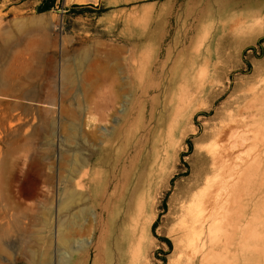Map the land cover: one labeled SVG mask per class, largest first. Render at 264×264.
<instances>
[{
	"label": "rangeland",
	"instance_id": "374dc122",
	"mask_svg": "<svg viewBox=\"0 0 264 264\" xmlns=\"http://www.w3.org/2000/svg\"><path fill=\"white\" fill-rule=\"evenodd\" d=\"M6 43L1 204L37 207L31 237L0 264H31L30 249L47 257L42 264H264V0H0ZM251 102L259 175L227 213L248 224L242 255L220 246L231 225L226 235L213 230L204 248H187L178 223L208 159L207 136ZM73 153L87 165L85 202L68 219L76 242L65 251L35 238L45 183L61 187Z\"/></svg>",
	"mask_w": 264,
	"mask_h": 264
},
{
	"label": "bare ground",
	"instance_id": "6f19581e",
	"mask_svg": "<svg viewBox=\"0 0 264 264\" xmlns=\"http://www.w3.org/2000/svg\"><path fill=\"white\" fill-rule=\"evenodd\" d=\"M10 47L11 44L9 43L0 46V57L4 56L5 53L7 54ZM61 76L63 85L72 86L74 79L69 69H63ZM101 80H106L105 75L102 76ZM139 81L141 82V80ZM115 96L119 98L117 92ZM256 105L255 102H251L248 107L230 111L224 117L222 123L214 127L207 136L210 140L206 150L208 159L204 161V166L198 170L196 182L184 196L185 205L182 207L178 223V230L187 248H204L208 243L211 244V241L215 240L211 236L213 230H216L217 234L231 225L232 232L230 235H226V231L225 233L222 232L226 235V238L220 246L227 249L228 246L234 245L232 249L235 258H238L239 254L242 255V246L246 237H244V233L248 224H245L243 214H235L230 217L227 213L236 198L250 194L251 184L258 179L259 166L257 165L259 164H257V161L259 159L256 160L254 157L257 152L254 155L252 154L255 148L254 141L256 140H253L254 133L251 132L249 127L250 117L256 110ZM259 106L264 107V104ZM261 109L258 108L256 113H259ZM75 131V129L72 130L74 133ZM74 133L68 137L67 141L74 138ZM71 156L73 161L70 163L66 179L61 182V187L56 186L54 187L55 190L53 188V191H50L49 188H52L51 179H48L45 183L48 185V194L44 196L42 201L45 212H41L44 214L41 221L44 230L41 238L36 236L37 241L35 238V242L37 244L39 242V245L49 244L50 240L54 238L56 245L65 251H68L72 244L76 242L75 239L67 236L66 229L71 224L68 219L71 215L77 218L78 215H75L73 210L77 208L79 201L85 202L83 186L81 187L79 181L84 175L83 170L87 165L82 158L79 159L74 153ZM255 194L257 195L256 192ZM10 200L13 201V199ZM1 201L0 192V255L6 254V250L21 248L27 243V240L31 237V226L34 223V217H36L34 209L37 207L34 206L35 204L20 207L16 202L19 206L10 207L12 211L9 212L6 207H3ZM37 204L39 206V203ZM78 211H81L85 216L90 213V209L86 206ZM230 236H233L234 239L228 240ZM26 256L31 264L48 262L46 256H38L31 249L27 251ZM69 258L71 260L72 256H69ZM66 263L67 261L64 262V264Z\"/></svg>",
	"mask_w": 264,
	"mask_h": 264
},
{
	"label": "trees",
	"instance_id": "16d2710c",
	"mask_svg": "<svg viewBox=\"0 0 264 264\" xmlns=\"http://www.w3.org/2000/svg\"><path fill=\"white\" fill-rule=\"evenodd\" d=\"M163 241H165L168 246L170 245V243L167 240H163Z\"/></svg>",
	"mask_w": 264,
	"mask_h": 264
}]
</instances>
